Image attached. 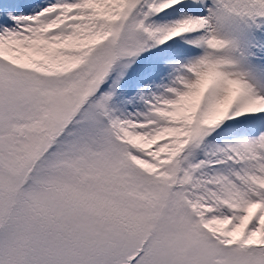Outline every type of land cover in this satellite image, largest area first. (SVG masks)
I'll list each match as a JSON object with an SVG mask.
<instances>
[{
    "label": "snow or ice",
    "instance_id": "6c2138e0",
    "mask_svg": "<svg viewBox=\"0 0 264 264\" xmlns=\"http://www.w3.org/2000/svg\"><path fill=\"white\" fill-rule=\"evenodd\" d=\"M0 264H264V0H0Z\"/></svg>",
    "mask_w": 264,
    "mask_h": 264
}]
</instances>
